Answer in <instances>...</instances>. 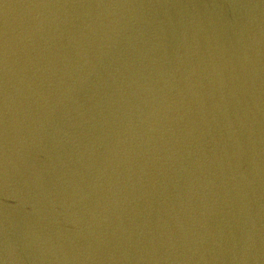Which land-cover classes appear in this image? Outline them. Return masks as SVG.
I'll return each mask as SVG.
<instances>
[{
    "label": "water",
    "instance_id": "obj_1",
    "mask_svg": "<svg viewBox=\"0 0 264 264\" xmlns=\"http://www.w3.org/2000/svg\"><path fill=\"white\" fill-rule=\"evenodd\" d=\"M0 264H264V0H0Z\"/></svg>",
    "mask_w": 264,
    "mask_h": 264
}]
</instances>
